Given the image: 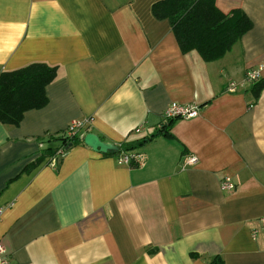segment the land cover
<instances>
[{
	"label": "crops",
	"instance_id": "obj_1",
	"mask_svg": "<svg viewBox=\"0 0 264 264\" xmlns=\"http://www.w3.org/2000/svg\"><path fill=\"white\" fill-rule=\"evenodd\" d=\"M157 1L0 0V72L56 68L45 106L0 123L9 264H264V89L254 97L244 81L264 65V0H215L252 27L211 62L181 53L169 21L152 15ZM171 103L199 113L131 150L137 166L76 144L28 168L71 120L119 145L155 133Z\"/></svg>",
	"mask_w": 264,
	"mask_h": 264
},
{
	"label": "trees",
	"instance_id": "obj_2",
	"mask_svg": "<svg viewBox=\"0 0 264 264\" xmlns=\"http://www.w3.org/2000/svg\"><path fill=\"white\" fill-rule=\"evenodd\" d=\"M151 12L156 19L169 21L181 53L195 50L205 62L221 58L252 27V22L241 9L224 13L217 8L215 0H160L152 5ZM55 76L56 68L44 63H31L12 71L0 72V123L16 126L26 111L45 106V88ZM262 89L264 78L261 77L252 84L254 97ZM176 119H166L155 133L119 143L117 151H107L103 155L116 157L122 152L142 147L158 135L171 138L169 129ZM83 131L72 136H64L63 132L54 137L48 136V142H58L59 145L45 148L44 153L28 168L37 165L45 155L54 156L58 148L65 153L69 144H84ZM210 263L222 264V261L214 257Z\"/></svg>",
	"mask_w": 264,
	"mask_h": 264
},
{
	"label": "built area",
	"instance_id": "obj_3",
	"mask_svg": "<svg viewBox=\"0 0 264 264\" xmlns=\"http://www.w3.org/2000/svg\"><path fill=\"white\" fill-rule=\"evenodd\" d=\"M264 69V65L249 68L244 73V81L247 83H254L261 78V71ZM229 91H234V83H229L227 86ZM199 113V106L194 104H178L171 103L163 111V118L166 119H176V118H194ZM90 119L83 120H71L65 127L63 134L64 136H72L82 130H87L90 124ZM64 154L62 148H58L55 155L49 157V163L55 165L58 159ZM116 160L119 164H126L131 166H137L140 163L141 156L137 151H126L122 152L116 156ZM197 161L195 156L187 157L184 161L186 165H192ZM219 187L223 191H232L235 188V184L229 177H224L219 182ZM260 223L264 225V217H261ZM255 235V231L253 232ZM0 264H9L8 256L4 253V249L0 246Z\"/></svg>",
	"mask_w": 264,
	"mask_h": 264
},
{
	"label": "water",
	"instance_id": "obj_4",
	"mask_svg": "<svg viewBox=\"0 0 264 264\" xmlns=\"http://www.w3.org/2000/svg\"><path fill=\"white\" fill-rule=\"evenodd\" d=\"M84 145L90 147L92 150L99 153H106L107 151H117L118 146L115 144L102 141L97 135L91 132H86L82 138ZM71 144L67 148H70Z\"/></svg>",
	"mask_w": 264,
	"mask_h": 264
}]
</instances>
